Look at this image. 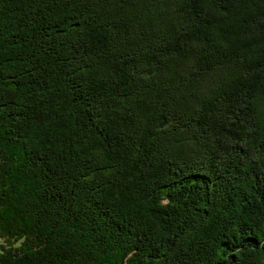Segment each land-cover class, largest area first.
I'll use <instances>...</instances> for the list:
<instances>
[{
  "label": "trees",
  "instance_id": "16d2710c",
  "mask_svg": "<svg viewBox=\"0 0 264 264\" xmlns=\"http://www.w3.org/2000/svg\"><path fill=\"white\" fill-rule=\"evenodd\" d=\"M0 264H264V0H0Z\"/></svg>",
  "mask_w": 264,
  "mask_h": 264
}]
</instances>
